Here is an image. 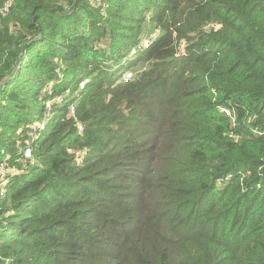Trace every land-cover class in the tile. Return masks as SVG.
Instances as JSON below:
<instances>
[{
	"label": "trees",
	"instance_id": "trees-1",
	"mask_svg": "<svg viewBox=\"0 0 264 264\" xmlns=\"http://www.w3.org/2000/svg\"><path fill=\"white\" fill-rule=\"evenodd\" d=\"M0 162V264H264V0H0Z\"/></svg>",
	"mask_w": 264,
	"mask_h": 264
},
{
	"label": "built area",
	"instance_id": "built-area-1",
	"mask_svg": "<svg viewBox=\"0 0 264 264\" xmlns=\"http://www.w3.org/2000/svg\"><path fill=\"white\" fill-rule=\"evenodd\" d=\"M5 2H6V5H8L10 3V0H5ZM29 155H30V151H29V149H26L25 156H29ZM6 173H7V168H6L5 164L0 162V184L1 183L5 184ZM2 194H3V188H2V190L0 189V195H2Z\"/></svg>",
	"mask_w": 264,
	"mask_h": 264
},
{
	"label": "rangeland",
	"instance_id": "rangeland-1",
	"mask_svg": "<svg viewBox=\"0 0 264 264\" xmlns=\"http://www.w3.org/2000/svg\"><path fill=\"white\" fill-rule=\"evenodd\" d=\"M182 45H183V40L180 41V47H182ZM2 188H3V183L0 184V189L2 190Z\"/></svg>",
	"mask_w": 264,
	"mask_h": 264
}]
</instances>
